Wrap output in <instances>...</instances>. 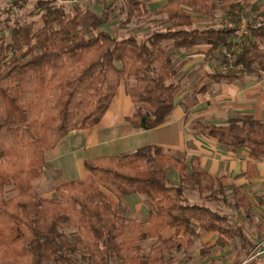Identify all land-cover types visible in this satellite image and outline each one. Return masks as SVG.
<instances>
[{
	"label": "trees",
	"instance_id": "trees-1",
	"mask_svg": "<svg viewBox=\"0 0 264 264\" xmlns=\"http://www.w3.org/2000/svg\"><path fill=\"white\" fill-rule=\"evenodd\" d=\"M28 2L15 0L10 7L22 9ZM34 2L39 19L16 20L8 36L0 35V264H77V252L87 264H110L111 259L168 264L171 251L190 248L203 234L233 237L224 224L226 216L206 204L219 195L227 202L220 179L202 170L197 158L186 165L156 145L86 160L91 180H59L57 199L38 197L32 181L43 174L45 150L69 132L100 122L125 77L135 81L128 89L136 105L130 123L152 129L167 121L177 85L170 68L173 53L164 42L172 49L207 43L210 54L227 47L233 63L223 56L227 73H214V79L229 82L264 73V17L248 23L247 33L238 37L235 27H193L183 8L209 14L214 9L210 0H168L156 11L166 15L167 28L115 36L100 29L106 15L82 7L69 13L56 0ZM139 7L128 5V20ZM232 18L234 23L240 20L238 13ZM234 46L239 47L237 54ZM193 126L234 151L247 148L254 161L264 160L262 120L243 115L222 126ZM171 169L179 175L178 184L167 178ZM249 171L251 178L252 167ZM99 185L120 197L146 198L152 205L146 219L127 218ZM7 187L14 193L10 197ZM190 190L200 203L190 202ZM233 191L236 206L248 210L242 189ZM166 227L175 233L162 238ZM238 233L247 239L242 227ZM145 241H150L146 248ZM215 244L226 245L221 236Z\"/></svg>",
	"mask_w": 264,
	"mask_h": 264
},
{
	"label": "crops",
	"instance_id": "crops-1",
	"mask_svg": "<svg viewBox=\"0 0 264 264\" xmlns=\"http://www.w3.org/2000/svg\"><path fill=\"white\" fill-rule=\"evenodd\" d=\"M32 1L34 2V0H29L28 3ZM102 1L56 0V3L74 6V9L83 7V9L101 12L103 11ZM167 1L137 0L135 2L141 3L147 8L156 7L159 9ZM219 1L229 3L230 0ZM210 2L216 7L213 0ZM234 5L235 8L233 9ZM228 6L227 13L229 16L231 15V18L233 13L239 14L236 2L231 1ZM158 9L154 11L155 15L164 16L165 21L166 15L156 13ZM183 9L186 10L187 8ZM252 9L255 8L252 7ZM239 16L240 20L229 27H235L237 30L244 23L245 32L243 34H246L248 23L253 20H262L264 12L252 15L247 21L241 17V13ZM192 20L194 23L193 18ZM235 35H237L236 31ZM232 40L235 41L234 38ZM209 49V44L202 43L190 48L170 50L173 53L171 68L175 70L172 79L177 85V90L173 111L164 124L152 129H141L130 123L129 118L134 115L136 105L132 102L128 89L134 85L127 83V80H122L109 108L97 125L88 129L71 131L54 148L45 151L46 166L44 171L52 174L58 181L91 180L90 173L84 167L86 160L103 156L114 157L133 152L144 146L156 145L186 165H190L191 161L197 158L202 170L220 179L224 187V197L228 203L232 200L235 207L233 189L241 188L250 204L248 210L241 209L246 212L248 217L252 219L256 217L262 221L261 224H257V228L261 234H264V228L259 229L260 225H264V160L254 161L250 158L247 148L242 147L234 151L223 146L214 138L199 133L193 126L197 122L222 126L226 125L229 120L243 115H251L255 119L264 121V73L243 74L229 82L224 79H214L212 75L220 71L215 70L218 59L215 54L209 53ZM132 81L134 82V80ZM250 167L253 169L251 178L248 177ZM169 175L173 178L170 180L171 182L179 183V175L175 169L167 172V178ZM102 192L115 202L114 198L107 195L103 190ZM228 194L231 199H227ZM134 196L137 195L131 194L124 197L131 200L130 198L134 199ZM219 196L221 200L218 201L227 203L223 200V195ZM133 210H135V214H138L140 208L136 205ZM134 218L130 217L132 220ZM228 218L226 217V220ZM241 226L244 229L243 225ZM174 233V228L166 227L161 232V236L162 238H169ZM214 234V232L203 234L200 240ZM246 237V240L240 239L239 246L242 247V250L248 245L264 247L263 236L257 241L247 235ZM217 239L218 237L213 242L216 243ZM211 243L209 244L211 245ZM256 256H258L256 258L258 263L256 264H264V254L259 255L257 253ZM253 259L255 256L253 254L247 255L246 252L241 260L245 262V260Z\"/></svg>",
	"mask_w": 264,
	"mask_h": 264
},
{
	"label": "rangeland",
	"instance_id": "rangeland-1",
	"mask_svg": "<svg viewBox=\"0 0 264 264\" xmlns=\"http://www.w3.org/2000/svg\"><path fill=\"white\" fill-rule=\"evenodd\" d=\"M15 0H0V35L8 36V27L11 26L16 20H37L40 17V11L35 9V2L27 3V5L19 9L16 7H10L11 4ZM101 1V0H100ZM137 0H103V11L96 12L97 14L106 15V22L103 24L100 29L104 31H108L112 35L121 36L127 34H136L138 36H143L149 32L154 30H163L168 27L166 22V17L164 21V16L155 15L154 11L158 8H147L143 4H140L138 9L133 11V16L128 20L127 15L129 13L128 4L132 2L134 3ZM215 3L213 12L209 14L199 15L194 9H186L189 15L194 19L193 27L205 28L211 26H232L234 22L231 18V15L227 13L229 10V3L234 1L238 4L237 12L239 15L241 13V17L247 21L252 15H256L264 12V0H230L229 3L220 2L219 0H213ZM101 2V3H102ZM136 3V2H135ZM143 3V2H142ZM58 5L64 6L67 12L72 13L74 11V6H66L61 3H57ZM148 6L149 3H148ZM252 7L255 9L253 10ZM83 8V7H82ZM95 12V11H94ZM215 19V20H214ZM200 24V27H199ZM198 25V26H197ZM168 50L170 51L172 48L169 47L170 42H164ZM218 53V54H217ZM229 49L226 47L225 49L221 48L218 52H216L215 56L218 61L216 62V71H223L224 66L227 64H222L223 56H226L228 60V64L230 62V56H228ZM219 66V67H218ZM242 67L240 64L238 65ZM239 67V68H240ZM171 68V64H170ZM237 68V67H236ZM172 69V68H171ZM173 70V69H172ZM227 70V68H226ZM174 74H175V70ZM177 75V74H176ZM175 75V76H176ZM132 78L125 77L123 80H127V83L135 84V81L128 80ZM131 81V82H130ZM173 81V79H172ZM174 83V82H173ZM46 151V150H45ZM45 153V152H44ZM172 176H168V180H172ZM58 179L54 177L49 172L44 171L39 179L32 181V187L34 193L41 198H53L57 199V195L55 192V187L58 184ZM171 182V181H170ZM173 183V182H172ZM100 189L103 190L107 195L114 198L115 203H117L119 210L127 217H135L133 220L135 221H144L145 217L148 214V211L152 207L151 203L142 196H134V199L131 197L129 200L126 197H120L113 189L109 187H105L100 185ZM14 193L9 190V187L6 188V197L12 196ZM186 196L190 200V202L200 203L199 196L193 190L187 192ZM218 200H221L219 198ZM227 199L229 198V194L227 195ZM209 201L206 204L210 206L212 209L216 210L221 215H226L229 217L228 220L224 221V224L232 230L231 238L223 235H219L215 233L213 236H209L204 238L203 240H196L193 245L188 249L181 250H173L169 255L168 264H256L258 263L256 258L257 253L259 255L264 254V247L251 246L248 245L244 247L239 246L241 240L239 227L243 225V231L250 238L259 240L261 236L264 238V234H261L257 228V224H261L262 221L255 218H250L247 216L246 212L239 208L235 207V203L232 204V200L230 203H222L221 201ZM138 205L140 211L138 214H135L134 207ZM222 237L226 243L225 246H218L213 242L215 238ZM241 239V240H240ZM210 242L211 245L209 244ZM246 242V241H245ZM150 241H145L143 243V247H148ZM251 250V254L255 256V259L242 262L241 259L246 255V252ZM77 264H87L85 259H82L81 253L77 252L76 255ZM238 260V261H237ZM242 262V263H241ZM110 264H120L116 259H111Z\"/></svg>",
	"mask_w": 264,
	"mask_h": 264
},
{
	"label": "built area",
	"instance_id": "built-area-1",
	"mask_svg": "<svg viewBox=\"0 0 264 264\" xmlns=\"http://www.w3.org/2000/svg\"><path fill=\"white\" fill-rule=\"evenodd\" d=\"M244 32H245V24L242 23V24L239 26V28H237V30H236V34H237L238 36H240V35H242ZM223 48L225 49L226 47L223 46L222 49H223ZM238 52H239V47H238V46H234V47H233V53H234V54H237ZM228 56H230V62H231V64H232V63H233V60H234V57H233L234 55L228 53ZM223 65H224V64H223ZM239 67H240V66H237V68H239ZM226 68H227V66H224L223 71H221V73H223V74L227 73Z\"/></svg>",
	"mask_w": 264,
	"mask_h": 264
}]
</instances>
